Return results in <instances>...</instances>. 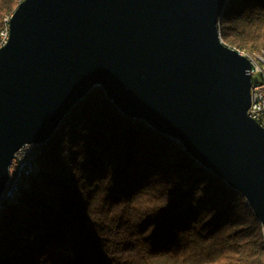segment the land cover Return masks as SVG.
Wrapping results in <instances>:
<instances>
[{"label":"water","instance_id":"water-1","mask_svg":"<svg viewBox=\"0 0 264 264\" xmlns=\"http://www.w3.org/2000/svg\"><path fill=\"white\" fill-rule=\"evenodd\" d=\"M226 2H20L0 48V197L17 151L99 87L238 192L264 238V129L248 115L251 64L220 37Z\"/></svg>","mask_w":264,"mask_h":264},{"label":"trees","instance_id":"trees-1","mask_svg":"<svg viewBox=\"0 0 264 264\" xmlns=\"http://www.w3.org/2000/svg\"><path fill=\"white\" fill-rule=\"evenodd\" d=\"M19 0H0V34ZM222 42L264 55V0H227ZM0 264H264L246 200L99 87L69 113L0 218Z\"/></svg>","mask_w":264,"mask_h":264},{"label":"built area","instance_id":"built-area-1","mask_svg":"<svg viewBox=\"0 0 264 264\" xmlns=\"http://www.w3.org/2000/svg\"><path fill=\"white\" fill-rule=\"evenodd\" d=\"M249 74L252 81L251 89H255V105H250L248 115L264 129V73H260L259 64L253 62ZM35 148L36 144L24 145L14 155L9 166V186H14L17 180L29 171V159H32Z\"/></svg>","mask_w":264,"mask_h":264},{"label":"bare ground","instance_id":"bare-ground-1","mask_svg":"<svg viewBox=\"0 0 264 264\" xmlns=\"http://www.w3.org/2000/svg\"><path fill=\"white\" fill-rule=\"evenodd\" d=\"M22 1L23 0H19V3ZM10 17H6L4 19L5 27L0 34V48L3 45H5V43L7 42V39H8V35H9L8 24H9ZM240 54L242 56H245L249 60V62L251 64V68H253V62L258 63L259 68H260V73H264V55L258 56V55H250V54H246V53H240ZM250 105H255V89H251V103H250ZM41 147H42L41 145L36 144V148L33 151L32 159H29V171L26 172V174L24 176H22L21 179H18L17 183H15L14 186H9L10 185V176H8V180L5 184V188H4L2 195L0 197V218L3 215L6 207L9 205H12L15 202V200L18 196V193H19L21 187L23 186V183L25 182V180L35 172V170L37 168L38 159L41 155Z\"/></svg>","mask_w":264,"mask_h":264}]
</instances>
